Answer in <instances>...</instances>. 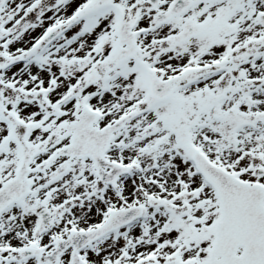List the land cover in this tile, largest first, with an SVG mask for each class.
Returning <instances> with one entry per match:
<instances>
[{
    "label": "snow or ice",
    "instance_id": "6c2138e0",
    "mask_svg": "<svg viewBox=\"0 0 264 264\" xmlns=\"http://www.w3.org/2000/svg\"><path fill=\"white\" fill-rule=\"evenodd\" d=\"M0 264H264V0H0Z\"/></svg>",
    "mask_w": 264,
    "mask_h": 264
}]
</instances>
